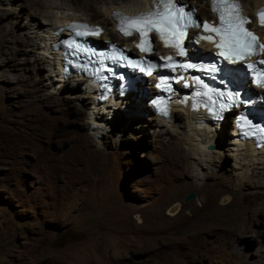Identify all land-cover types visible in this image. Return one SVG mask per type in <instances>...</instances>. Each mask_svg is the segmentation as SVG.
Returning <instances> with one entry per match:
<instances>
[{
    "label": "rangeland",
    "instance_id": "rangeland-1",
    "mask_svg": "<svg viewBox=\"0 0 264 264\" xmlns=\"http://www.w3.org/2000/svg\"><path fill=\"white\" fill-rule=\"evenodd\" d=\"M139 3L0 0V264H264L263 164L226 134L198 163L179 112L171 127L115 111L98 130L91 97L57 84L41 57L40 21L73 13L104 27V5Z\"/></svg>",
    "mask_w": 264,
    "mask_h": 264
},
{
    "label": "snow or ice",
    "instance_id": "snow-or-ice-1",
    "mask_svg": "<svg viewBox=\"0 0 264 264\" xmlns=\"http://www.w3.org/2000/svg\"><path fill=\"white\" fill-rule=\"evenodd\" d=\"M240 4L235 0H212V10L217 13L219 17V25L213 26L207 22L203 25L196 23L189 14L187 16V22L185 20V13L182 7H177L173 0H158L155 5V11L146 15H141L135 18L120 17L119 18V30L123 35H131L133 31L138 32L140 35V43L137 47L141 52L151 51V44L147 40V33L153 30L159 35L160 39L164 42L165 47H173L176 49L178 55L186 56L183 41L187 35L186 29L189 26L203 27L205 31L215 33L218 39H213L212 36H203L200 39L206 40L208 43L215 44L219 49L217 55L230 63H236L241 58H248L259 53H264V44L260 43L258 38L244 25L249 21L243 17L240 13ZM119 15V14H117ZM260 19L261 25L264 26V9L257 13ZM125 25L128 27L126 28ZM77 28H84V31H77L76 35H99L100 29H88L87 26H75ZM77 51H80L77 47ZM259 50V51H257ZM103 55V54H101ZM107 58V57H105ZM127 60V57H120ZM113 61H116V53H113L111 57ZM171 62L172 58H165ZM132 67H138L140 62H130ZM259 64L264 65V60L258 61ZM103 61H101V66ZM171 67V63L166 65ZM154 65H149L148 74L151 75V68ZM181 68L185 70L188 68L204 70L205 66L196 64H180ZM211 70L215 72L217 69L214 65L210 66ZM248 69L253 70L256 74L258 86L264 87V69H257L253 64L247 65ZM144 69H141L143 71ZM99 72V69L97 70ZM104 78V77H98ZM197 83H201L197 79ZM187 87V85H185ZM157 87H160L157 84ZM170 87V86H169ZM204 87H207L206 85ZM199 95V93H197ZM207 95V93H205ZM231 98V97H230ZM157 104L156 101H153ZM159 106V105H157ZM163 115H167V111L163 108L160 109ZM264 132V129H260Z\"/></svg>",
    "mask_w": 264,
    "mask_h": 264
},
{
    "label": "bare ground",
    "instance_id": "bare-ground-1",
    "mask_svg": "<svg viewBox=\"0 0 264 264\" xmlns=\"http://www.w3.org/2000/svg\"><path fill=\"white\" fill-rule=\"evenodd\" d=\"M151 1L152 0H140V3L138 4L139 6L138 5L136 7L133 6L134 8H131V9L126 8V7L116 6V5H114V6L113 5L112 6L111 5H104V7L102 6L103 12L105 13V15L108 16L107 19L105 20L106 25H104V27L102 25H100V23L91 22L89 19L81 18L82 16H78L77 14H73V13H65V14L61 15L58 17V19L56 18L57 20L53 23H48L46 21H40V23L38 24L40 27L37 26L36 30L34 31V34H35L34 38H37V36L40 37V35H41V37L43 36L41 43L36 42L37 43L36 45H38L40 48L39 51L41 52L40 53L41 57H43V59L45 60L44 62H46V64L51 68V71L53 73H56L55 77L57 78L56 79L57 84H60L61 82H63V80L61 78V63H60L61 57H60L59 53H56L55 51H53V48H52L54 43H55L54 42L55 41V36H54L55 32H57L60 29L64 30L66 28V26L69 25V23L71 21L85 20V21L92 23L94 25L102 26L104 29V37L103 38L111 39L110 36L113 34L112 32L114 30V25L112 24L111 28H109L108 25L110 23L109 17H110V13H111L112 9L120 8V9H124L125 12H127L128 10L145 11L148 8L149 3ZM207 1L208 0H206V2L204 4H202V3L198 4V7H199L198 12H200L202 14V18L207 17ZM260 5H264V0H253L250 7H247L245 5H243V7L247 13H249V12L252 13L254 11V9ZM112 23H113V21H112ZM257 33L262 37V42L264 43V37H263V35H261V31H258ZM192 34L193 33H191L190 36ZM127 40H129V39H127ZM57 56H58V59H57ZM71 82H72V79L67 78L65 80V82L61 85L65 88H67L71 84ZM87 88H89L91 90L90 86H88ZM84 93L88 94L89 91L84 92ZM86 96H83L86 99L82 98L83 99L82 101L84 104L88 103L89 100H87V99H89L92 95L88 94ZM92 97H95V96L93 95ZM125 100H127V104H126L125 109L133 108L135 110L130 115L131 116L130 121H133V119L137 120V118H139V119L144 118L143 113H145V112H148V114H149L150 109L146 105H144L141 101H139V100L138 101H130L128 99H125ZM121 101H124V100H121ZM117 105L118 104H116V106ZM104 109H105V106L101 107V106L94 105L91 114L93 116L94 115L100 116L101 120H97L98 122H96L97 118H94V120L92 119V122H96L95 124H97L98 130H104L105 131V129L111 128V123L109 121L107 122L108 118H106V121H104L103 118L105 116L107 117V115H108V111L104 110ZM170 110H171L170 111L171 116L168 120H162L160 118H153V117H151V119L162 123V126L163 125H165V126L170 125L171 127L172 126L177 127L179 124L178 120L180 118V116L177 113L178 112L182 113L183 116H185L184 117L185 121L187 122V123H185V126H183V128L186 129L187 134H188V136H187L188 143L187 142L186 143H187L189 151H190L189 153L194 156V159L196 161H198V163H200L199 162L200 159L202 160L201 157L204 158V156L207 157V156H211L215 153L217 154V151H218L217 148L219 149L221 147V145H223V142L225 140V139H219V138L222 134H224V135L226 134L230 137V139L234 143L233 144V145H235L234 148L237 147L236 153L238 155H242V156L246 157V161L248 162V166H254L255 167V165H256V167H257L258 165H261V164L264 165V149L254 150L251 143H241V142L236 143V141H238V140L236 139L235 135L232 133L227 134L228 131H227V128L225 126L222 127V129L220 131L214 130L210 126V125L214 124L213 122L210 124L208 123V121L205 122L203 117L199 113L193 112L191 109L186 108L185 105H183V104L179 105L178 103L175 102L173 104V106L170 105ZM114 112L115 111L113 110V113ZM117 112H121L119 110V108H117ZM140 113H142V114H140ZM125 115H127V114H125ZM148 116H150V115H148ZM230 116H232V115H230ZM231 119L232 118L230 117L229 121ZM217 125H220V124H217ZM226 125H227V123H226ZM179 126H180V128L182 127L181 125H179ZM225 129H226V132H225ZM98 130L93 131V132L95 134L101 133V131H98ZM209 145H212L211 147H213V149H209V147H210ZM245 167L247 168V166H245ZM174 207L177 210L178 207H176V206H174ZM176 210L172 215L177 213ZM204 210H205V212H204L205 214L213 212V209H208V206H206Z\"/></svg>",
    "mask_w": 264,
    "mask_h": 264
},
{
    "label": "clouds",
    "instance_id": "clouds-1",
    "mask_svg": "<svg viewBox=\"0 0 264 264\" xmlns=\"http://www.w3.org/2000/svg\"><path fill=\"white\" fill-rule=\"evenodd\" d=\"M187 1H190V0H187ZM191 2V1H190ZM246 12V11H245ZM254 12V11H253ZM252 12V13H253ZM247 13V12H246ZM252 13H247L250 17H251V15L250 14H252ZM110 18V17H109ZM75 21H84V22H87V21H85V20H75ZM87 23H89V22H87ZM90 24H92V23H90ZM116 41V40H115ZM62 83V82H61ZM88 110V109H87ZM117 112V111H116ZM88 115V114H87ZM89 119V118H88ZM226 123H227V125H226ZM224 126L227 128V131H228V133L230 134V132L229 131H231V128H232V125H231V121H229V118H227L226 119V122H225V124H224ZM223 126V127H224ZM244 143H251L250 141H244ZM252 144V143H251ZM253 146V145H252ZM253 148H254V150H259V149H255V147L253 146Z\"/></svg>",
    "mask_w": 264,
    "mask_h": 264
},
{
    "label": "water",
    "instance_id": "water-1",
    "mask_svg": "<svg viewBox=\"0 0 264 264\" xmlns=\"http://www.w3.org/2000/svg\"><path fill=\"white\" fill-rule=\"evenodd\" d=\"M209 149H213V147H209ZM195 198V194L194 193H189L188 195H186V197H185V199H184V201L185 202H189V201H191V200H193ZM175 207L173 206H171L170 208H169V213L170 214H173L174 212H175Z\"/></svg>",
    "mask_w": 264,
    "mask_h": 264
}]
</instances>
